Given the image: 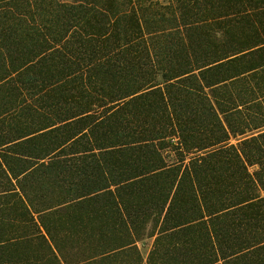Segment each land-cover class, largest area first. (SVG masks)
<instances>
[{
    "label": "trees",
    "instance_id": "16d2710c",
    "mask_svg": "<svg viewBox=\"0 0 264 264\" xmlns=\"http://www.w3.org/2000/svg\"><path fill=\"white\" fill-rule=\"evenodd\" d=\"M0 264H264V0H0Z\"/></svg>",
    "mask_w": 264,
    "mask_h": 264
},
{
    "label": "rangeland",
    "instance_id": "374dc122",
    "mask_svg": "<svg viewBox=\"0 0 264 264\" xmlns=\"http://www.w3.org/2000/svg\"><path fill=\"white\" fill-rule=\"evenodd\" d=\"M142 246V252L145 258H147V254L149 252V248L151 245V240H146L145 242L140 244Z\"/></svg>",
    "mask_w": 264,
    "mask_h": 264
}]
</instances>
